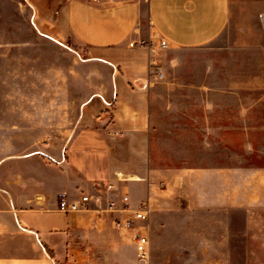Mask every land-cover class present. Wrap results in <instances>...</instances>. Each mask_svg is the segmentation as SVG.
I'll list each match as a JSON object with an SVG mask.
<instances>
[{"label": "crops", "instance_id": "0c3cea01", "mask_svg": "<svg viewBox=\"0 0 264 264\" xmlns=\"http://www.w3.org/2000/svg\"><path fill=\"white\" fill-rule=\"evenodd\" d=\"M30 1L88 71L73 62L58 80L66 127L50 147L66 180L0 193V264H141L132 229L114 223L130 213L106 212L123 195L152 207L136 222L148 264H264V55L249 75L261 57L250 54H264V0ZM151 32L169 47L140 46ZM207 46L235 54V73L218 77L211 60L208 76L177 74L169 52ZM81 195L89 211L59 210Z\"/></svg>", "mask_w": 264, "mask_h": 264}, {"label": "rangeland", "instance_id": "374dc122", "mask_svg": "<svg viewBox=\"0 0 264 264\" xmlns=\"http://www.w3.org/2000/svg\"><path fill=\"white\" fill-rule=\"evenodd\" d=\"M41 23L30 0H0V193L18 194L27 186H55L68 177L65 167L55 162L50 147L62 135L58 129L66 127L65 114L59 116L65 105L61 96L65 86L58 80L73 62L75 71L86 72L88 68L76 62L78 54L84 56L80 49L73 51L71 44L55 37ZM220 44L231 41L223 38ZM169 54L171 61L180 64L176 72L184 78L208 76L211 60L217 63L218 77L236 71L231 68L235 54L225 49L207 46ZM250 55L261 56L249 74L258 77V64L264 54ZM157 68L162 74L157 77L164 79L161 63ZM62 141L58 151L65 156L66 137ZM171 145L178 147L176 141ZM189 145L192 151L198 146L193 142ZM171 158L175 161L177 156Z\"/></svg>", "mask_w": 264, "mask_h": 264}, {"label": "built area", "instance_id": "2783aa9c", "mask_svg": "<svg viewBox=\"0 0 264 264\" xmlns=\"http://www.w3.org/2000/svg\"><path fill=\"white\" fill-rule=\"evenodd\" d=\"M261 19L264 21V14H262ZM138 42H132L130 45L134 46ZM140 46L145 47L149 52L155 54L160 50H166L169 47L167 40L161 37L157 32H151L148 40L140 42ZM152 65L155 67L154 74L156 76H162L159 69L157 68V63L153 62ZM119 133H116L118 135ZM113 189L112 185H109L108 190ZM93 201L88 195H81L75 199L62 198L59 201V210L63 213H78L89 211L90 205ZM108 213H118L122 214L125 212L130 213L127 218L117 217L115 219V227L117 229H132L133 231V241L135 243L137 258L141 263H146L150 257V243L146 232L145 226H137V221H147L152 212L151 206L145 204V206L139 209H133L131 207L130 199L127 195H123L120 199L114 198L110 199L107 203Z\"/></svg>", "mask_w": 264, "mask_h": 264}, {"label": "bare ground", "instance_id": "6f19581e", "mask_svg": "<svg viewBox=\"0 0 264 264\" xmlns=\"http://www.w3.org/2000/svg\"><path fill=\"white\" fill-rule=\"evenodd\" d=\"M129 178L134 179L133 177H129Z\"/></svg>", "mask_w": 264, "mask_h": 264}]
</instances>
